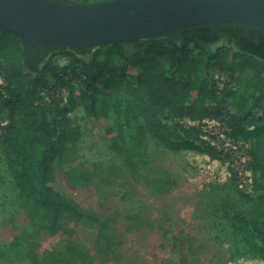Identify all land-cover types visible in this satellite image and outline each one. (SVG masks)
Wrapping results in <instances>:
<instances>
[{
  "label": "trees",
  "instance_id": "trees-1",
  "mask_svg": "<svg viewBox=\"0 0 264 264\" xmlns=\"http://www.w3.org/2000/svg\"><path fill=\"white\" fill-rule=\"evenodd\" d=\"M140 40L144 42L131 53L124 52V42L99 45L106 46L105 59L99 60L96 69L84 73L63 67L40 69L51 53L67 48L41 45L37 54V46H27L16 34L0 30V99L8 112L7 123L0 124V147L19 197L33 219L28 233L29 264L42 263L33 241L41 232H61L70 220H99L96 215L86 213L76 199L54 187L55 162H63L67 144L80 138V126L73 124L69 116L71 110L81 106L86 115L95 118L106 116L110 107L119 113L121 100L110 105L105 97L113 92H104L102 87L120 91L123 86L130 95L121 112L129 135H125L121 125L111 135L109 148L121 156L133 173L138 167L135 156L149 137L172 151H197L218 159V152L202 136L204 119L208 117H221L233 127L234 133L252 139L255 173V194L249 195L254 197L252 204L231 214L225 212L224 217L233 234L247 244L250 254L264 259V31L245 22L204 23L129 42ZM222 40L227 43L213 51L206 48L193 53L192 44L199 48L200 42L210 46ZM232 46L239 51H233ZM94 48L72 50L89 55ZM111 58H117L118 62L107 63ZM211 66L229 69L231 80L233 69L257 71L262 86L253 94L247 90L239 92L230 85L220 88L201 75L203 69ZM131 68L139 70L134 86L126 79ZM47 72L52 75L51 80H47ZM78 84L84 86L79 95L73 87ZM194 92L196 96L191 101ZM98 94H102L100 104ZM230 98L235 107L231 115L224 107ZM257 112L260 114L256 115ZM184 119L198 123L188 124ZM231 181L237 186L234 175Z\"/></svg>",
  "mask_w": 264,
  "mask_h": 264
},
{
  "label": "rangeland",
  "instance_id": "rangeland-1",
  "mask_svg": "<svg viewBox=\"0 0 264 264\" xmlns=\"http://www.w3.org/2000/svg\"><path fill=\"white\" fill-rule=\"evenodd\" d=\"M143 42H124L122 48L131 53ZM226 43L222 40L209 46L200 42L199 48L192 44L193 53L206 48L213 51ZM105 50L106 46H95L89 55L72 49L55 51L40 69L63 67L87 73L105 59ZM93 54L96 57L90 67ZM106 62L116 64L118 59ZM233 70L232 80L230 70L218 66L203 69L201 75L220 88L230 85L239 92L259 91L261 74L249 68ZM138 72L137 68L128 72L126 79L132 86ZM46 76L51 80L49 72ZM73 87L78 95L84 88L82 84ZM102 88L113 92L105 97L110 105L121 100L120 112L110 107L106 116L95 118L86 115L81 106L71 110L69 116L80 126V138L67 144L63 162H55L53 182L57 190L76 199L86 213L99 220H70L61 232H41L33 240L41 264H264L248 255L247 244L233 234L224 217L225 212L249 207L254 198L231 181L228 168L219 159H201L200 152L172 151L149 137L135 156L138 167L133 173L109 148L111 135L121 125L129 135L121 112L130 95L124 86L120 91ZM195 96L194 92L190 100ZM224 107L229 115L235 110L231 98ZM0 108V124H6L8 112L1 99ZM32 223L0 147V264H29Z\"/></svg>",
  "mask_w": 264,
  "mask_h": 264
},
{
  "label": "water",
  "instance_id": "water-1",
  "mask_svg": "<svg viewBox=\"0 0 264 264\" xmlns=\"http://www.w3.org/2000/svg\"><path fill=\"white\" fill-rule=\"evenodd\" d=\"M245 22L264 31V0H0V30L27 46L80 49L174 28Z\"/></svg>",
  "mask_w": 264,
  "mask_h": 264
},
{
  "label": "built area",
  "instance_id": "built-area-1",
  "mask_svg": "<svg viewBox=\"0 0 264 264\" xmlns=\"http://www.w3.org/2000/svg\"><path fill=\"white\" fill-rule=\"evenodd\" d=\"M202 136L218 152V159L228 168L230 175H234L240 191L254 195L252 139L234 133L233 127L221 117L205 118Z\"/></svg>",
  "mask_w": 264,
  "mask_h": 264
},
{
  "label": "crops",
  "instance_id": "crops-1",
  "mask_svg": "<svg viewBox=\"0 0 264 264\" xmlns=\"http://www.w3.org/2000/svg\"><path fill=\"white\" fill-rule=\"evenodd\" d=\"M184 122H186V123H192V124H197L198 122L197 121H191L190 119H184L183 120ZM188 121V122H187ZM183 151H187V152H197V151H191V150H183ZM200 155H199V157H201V159H207V157H209V159H213L211 156H209L208 154H206V153H199ZM214 161H216V159H214ZM228 221V220H227ZM248 255H252V254H248ZM261 259V258H260ZM262 260H264V259H262Z\"/></svg>",
  "mask_w": 264,
  "mask_h": 264
}]
</instances>
